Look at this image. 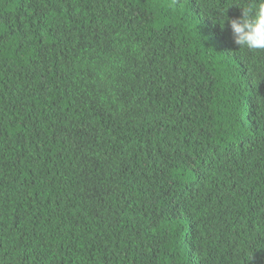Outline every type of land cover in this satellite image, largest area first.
Listing matches in <instances>:
<instances>
[{"label":"trees","instance_id":"obj_1","mask_svg":"<svg viewBox=\"0 0 264 264\" xmlns=\"http://www.w3.org/2000/svg\"><path fill=\"white\" fill-rule=\"evenodd\" d=\"M224 7L0 0V264H264V51Z\"/></svg>","mask_w":264,"mask_h":264},{"label":"clouds","instance_id":"obj_2","mask_svg":"<svg viewBox=\"0 0 264 264\" xmlns=\"http://www.w3.org/2000/svg\"><path fill=\"white\" fill-rule=\"evenodd\" d=\"M223 11L215 21L224 26L227 21L235 45L239 50L264 51V0H224ZM239 7L242 15L228 20L226 11L229 7Z\"/></svg>","mask_w":264,"mask_h":264}]
</instances>
